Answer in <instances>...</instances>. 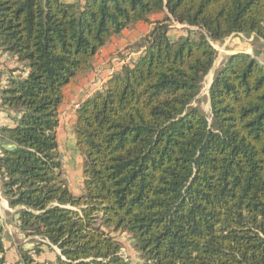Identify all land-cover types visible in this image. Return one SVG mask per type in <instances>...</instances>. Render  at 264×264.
<instances>
[{
  "label": "trees",
  "instance_id": "1",
  "mask_svg": "<svg viewBox=\"0 0 264 264\" xmlns=\"http://www.w3.org/2000/svg\"><path fill=\"white\" fill-rule=\"evenodd\" d=\"M139 23L134 59L74 110L75 196L56 136L63 90ZM238 36L264 44V0H0L15 64L0 87V188L19 235L39 240L16 264H49L34 258L43 246L58 264H132L111 232L139 264H264V62L227 56L210 120L193 107L216 46Z\"/></svg>",
  "mask_w": 264,
  "mask_h": 264
},
{
  "label": "rangeland",
  "instance_id": "2",
  "mask_svg": "<svg viewBox=\"0 0 264 264\" xmlns=\"http://www.w3.org/2000/svg\"><path fill=\"white\" fill-rule=\"evenodd\" d=\"M148 29L149 28H147L146 25H136L125 31L123 35H120L119 37L111 40L109 46L106 49L107 51L103 53L105 55H102V57L99 55V57L94 59V71L91 74V77L87 78L83 83H78V85L84 84L85 90L90 89L88 91V94L92 92L91 90L94 89L95 86L99 87V85H102L103 81L107 77V72H105V69H110V71L115 68L118 69V65L121 62L124 61L125 63V59L127 58L128 53L133 50V45L147 33ZM177 29H181V27L178 25H174V29H172L170 32V37L177 33ZM216 50L218 52L217 59L213 65V68L204 79L200 93L193 103V107H197L203 114L208 117V119L210 117L208 90L225 58L229 55L237 53H250L249 51L251 50L252 54L255 52L260 54L256 59L264 62V45L262 42L255 41L252 38H245L240 36L231 37L226 39L221 45L216 46ZM12 62L13 61L11 58H6L5 62L3 63L5 64L4 68L6 69ZM83 92L84 93L81 95L82 98H84V96H87V93H85L84 90ZM70 97L71 92L67 94V99H69ZM68 128V130L62 128L63 132L61 131V134L64 135L66 139L60 150L62 164L61 169L64 178L68 182V185L70 184L71 188L73 190H76L80 185H83L85 176L83 174L82 163L80 164L79 157L73 149L72 127L68 126ZM13 214L14 213L9 212L5 208V205L3 206L2 197L0 194V230L5 249L6 264H16L19 259V249H33L35 244L39 241L37 238L25 239L21 235H19L12 218ZM110 235L120 243V254L125 260L129 261L132 264L140 263L139 256L134 248V241L129 235L122 232H111ZM40 249V254L34 255V258L36 260L49 264H58L56 256L59 254V252L56 250V248L48 249L47 247L43 246Z\"/></svg>",
  "mask_w": 264,
  "mask_h": 264
},
{
  "label": "crops",
  "instance_id": "3",
  "mask_svg": "<svg viewBox=\"0 0 264 264\" xmlns=\"http://www.w3.org/2000/svg\"><path fill=\"white\" fill-rule=\"evenodd\" d=\"M64 2H67V3H74V2H77L79 0H62ZM161 16L160 15H153L151 16V21L155 20V19H160ZM136 25H146V24H136ZM134 25V26H136ZM147 28H150V26L146 25ZM133 27V26H132ZM131 28V27H130ZM129 29V28H128ZM128 29L124 30L120 35H123L125 33V31H127ZM149 30V29H148ZM148 32V31H147ZM147 34V33H146ZM120 35L118 36H115V37H112L109 42L104 46L102 47L98 52L97 54L95 55L94 59H96L97 57H99V55L102 57V55H105L103 53H105V51H107V47L109 46V43L111 42V40H113L114 38L116 37H119ZM239 37V36H238ZM241 37V36H240ZM264 45V44H263ZM249 51V50H247ZM253 51V50H252ZM250 53L248 52H244L252 57H258V55L260 54H257L255 55V53H251V50L249 51ZM6 58H10L8 57L7 55L5 54H1L0 53V87L4 84V80L7 76V70L9 69H13L15 67V64L12 62L10 65H8V67L5 69L4 68V65L3 64L5 62V59ZM93 59V61H94ZM134 59V54L129 52L128 53V56L127 58L125 59V63H130V61ZM124 64V61L121 62L118 66L119 68L118 69H112L110 71V69H105V72H107V77L106 79L114 72H117L120 70L121 66ZM93 67H92V70L85 73V74H82V75H79L77 76L74 80H72L69 85H67L64 90H63V103L62 105L60 106L59 108V111H58V118H59V125H58V128H57V131H56V136H57V142H58V146H59V153L61 154L60 150L62 148V145L65 143L66 139L64 137V135L61 134V131L63 132L62 128H65L66 130H68V126H71L72 127V133H73V136H72V144H73V149H74V152L78 155L79 157V160H80V164L82 163V159L81 157L79 156L78 152L76 151L75 149V135H74V132H73V126H74V110L78 107V105L87 97H89L91 95V93L95 92L96 90L98 89H101L104 82L106 81V79L103 81V84L102 85H99V87L95 86L94 89H92L91 93L88 94V89H84V84H80L78 85V83H83L84 81H86L87 78L91 77V74L93 73L94 71V62L92 63ZM83 90L85 91V93H87V96H84V98H82V94L84 93ZM71 92V97L69 99H67V94ZM82 92V93H81ZM76 95V96H75ZM74 96V97H73ZM77 97V98H75ZM75 98V99H73ZM74 100V101H73ZM9 121L6 119V116L5 114L1 113L0 112V126L3 125V124H6L8 123ZM69 186V189L70 191L75 195V196H78L82 193V186L83 185H80L78 189L76 190H73L70 186V184L68 185ZM1 189V188H0ZM0 194H1V190H0ZM1 197H2V202H3V206L5 205V208L9 211V212H12L14 213L16 211V209H10L8 207V204L7 202L5 201V199L3 198L2 194H1Z\"/></svg>",
  "mask_w": 264,
  "mask_h": 264
}]
</instances>
